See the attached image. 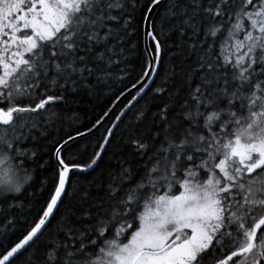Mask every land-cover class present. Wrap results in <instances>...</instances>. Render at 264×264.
Masks as SVG:
<instances>
[{"label": "snow or ice", "instance_id": "snow-or-ice-1", "mask_svg": "<svg viewBox=\"0 0 264 264\" xmlns=\"http://www.w3.org/2000/svg\"><path fill=\"white\" fill-rule=\"evenodd\" d=\"M0 264H264V0H0Z\"/></svg>", "mask_w": 264, "mask_h": 264}, {"label": "trees", "instance_id": "trees-1", "mask_svg": "<svg viewBox=\"0 0 264 264\" xmlns=\"http://www.w3.org/2000/svg\"><path fill=\"white\" fill-rule=\"evenodd\" d=\"M82 119H86V118H82ZM81 131H83V129H81ZM101 131H102V130H101ZM99 136H100V133L97 132V133L94 134V136L86 138L85 141H81V143L86 142L88 139H91L93 142H95V140H96Z\"/></svg>", "mask_w": 264, "mask_h": 264}, {"label": "water", "instance_id": "water-1", "mask_svg": "<svg viewBox=\"0 0 264 264\" xmlns=\"http://www.w3.org/2000/svg\"><path fill=\"white\" fill-rule=\"evenodd\" d=\"M86 138H88V137H86Z\"/></svg>", "mask_w": 264, "mask_h": 264}]
</instances>
